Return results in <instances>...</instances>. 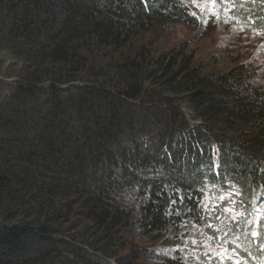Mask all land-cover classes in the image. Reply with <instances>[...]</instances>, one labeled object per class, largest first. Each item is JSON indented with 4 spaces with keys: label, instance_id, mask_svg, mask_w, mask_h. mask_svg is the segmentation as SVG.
Returning a JSON list of instances; mask_svg holds the SVG:
<instances>
[{
    "label": "trees",
    "instance_id": "obj_1",
    "mask_svg": "<svg viewBox=\"0 0 264 264\" xmlns=\"http://www.w3.org/2000/svg\"><path fill=\"white\" fill-rule=\"evenodd\" d=\"M168 23L198 24L186 0H0V264H178L136 242L208 230L204 180L260 199L264 96L153 50ZM251 217L218 244L260 255Z\"/></svg>",
    "mask_w": 264,
    "mask_h": 264
},
{
    "label": "rangeland",
    "instance_id": "obj_2",
    "mask_svg": "<svg viewBox=\"0 0 264 264\" xmlns=\"http://www.w3.org/2000/svg\"><path fill=\"white\" fill-rule=\"evenodd\" d=\"M186 3L198 16V24L190 27L176 23L154 24L149 37L151 48L184 49L195 63L209 72L228 71L244 65L248 74L246 80L264 96V0H187ZM205 185L207 193H210V187L215 188L217 197L209 196L210 199L205 201L207 211L215 213L211 218L221 216L223 222L232 225L228 228L235 226L240 213H247L249 205L255 201L253 193L250 199L247 193L243 194L241 186L233 183L225 187L209 182ZM239 202L241 211L236 207ZM223 229L224 225H217L205 231L184 230L172 244L164 238L149 243L137 241L136 245L169 257L176 255L178 264L255 263L245 260L239 252L229 250V244L218 245L213 233ZM245 234L248 236L247 232L243 236ZM241 242L247 247L244 239ZM135 264L160 263L146 256Z\"/></svg>",
    "mask_w": 264,
    "mask_h": 264
},
{
    "label": "clouds",
    "instance_id": "obj_3",
    "mask_svg": "<svg viewBox=\"0 0 264 264\" xmlns=\"http://www.w3.org/2000/svg\"><path fill=\"white\" fill-rule=\"evenodd\" d=\"M187 1V0H186ZM187 4V3H186ZM188 5V4H187ZM189 6V5H188ZM189 8H190V6H189ZM190 14L193 16V17H195L196 18V21H197V19H198V16H195L194 15V13H192V10H191V8H190ZM198 22V21H197ZM214 162V161H213ZM206 182H209L208 180H204L203 181V184L201 185L202 186V188H203V192H202V196H201V199H200V207H201V209H202V211H203V213L205 214V217H206V228H210V227H215V226H217V225H219V226H223L224 225V229L225 228H227V224H226V222H223V220H220V218H221V216H218L217 217V219H214V218H211L212 216H214L215 215V213H213V212H209V211H207V208L205 207V201L206 200H209L210 198H209V196H211L212 198L215 196V195H213L212 194V187H210V193H207V189H206V185H205V183ZM211 201V200H210ZM212 202V201H211ZM213 204H215V203H213ZM210 218H211V220H210ZM220 220V221H219ZM238 225V223L237 224H235V227ZM223 231V230H222ZM222 231H219V232H222Z\"/></svg>",
    "mask_w": 264,
    "mask_h": 264
},
{
    "label": "snow or ice",
    "instance_id": "obj_4",
    "mask_svg": "<svg viewBox=\"0 0 264 264\" xmlns=\"http://www.w3.org/2000/svg\"><path fill=\"white\" fill-rule=\"evenodd\" d=\"M252 235H253V236H257V235H258V233H256V232H253V233H252Z\"/></svg>",
    "mask_w": 264,
    "mask_h": 264
}]
</instances>
